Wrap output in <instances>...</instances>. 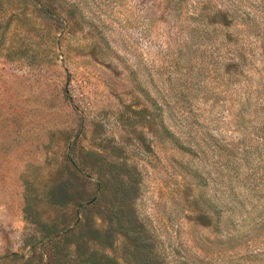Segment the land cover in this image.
Returning <instances> with one entry per match:
<instances>
[{
  "label": "rangeland",
  "instance_id": "374dc122",
  "mask_svg": "<svg viewBox=\"0 0 264 264\" xmlns=\"http://www.w3.org/2000/svg\"><path fill=\"white\" fill-rule=\"evenodd\" d=\"M264 264V0H0V264Z\"/></svg>",
  "mask_w": 264,
  "mask_h": 264
},
{
  "label": "trees",
  "instance_id": "16d2710c",
  "mask_svg": "<svg viewBox=\"0 0 264 264\" xmlns=\"http://www.w3.org/2000/svg\"><path fill=\"white\" fill-rule=\"evenodd\" d=\"M147 264H153V263H151V262H148Z\"/></svg>",
  "mask_w": 264,
  "mask_h": 264
}]
</instances>
